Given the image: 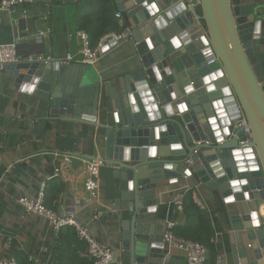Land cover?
Instances as JSON below:
<instances>
[{
	"label": "water",
	"instance_id": "water-1",
	"mask_svg": "<svg viewBox=\"0 0 264 264\" xmlns=\"http://www.w3.org/2000/svg\"><path fill=\"white\" fill-rule=\"evenodd\" d=\"M116 1L129 18L139 67L108 82L110 109L102 110V124L96 123L99 104L84 113L76 94L57 96L71 73L66 65L24 59L7 68H21L17 82L50 102L51 117L100 129L104 154L90 156L103 167L94 199L103 203L100 189L107 181L110 209L123 210V256L131 264L164 255V220L155 216L162 177L193 174L225 199L235 264H264V224L251 223L253 212L260 220L264 201V0H200L198 7H190L191 0ZM152 3L155 11L147 6ZM214 53L223 67L207 64ZM237 102L251 129L250 146L240 144ZM42 124L37 121L35 129ZM241 230L250 239L251 258L239 244Z\"/></svg>",
	"mask_w": 264,
	"mask_h": 264
},
{
	"label": "crops",
	"instance_id": "crops-1",
	"mask_svg": "<svg viewBox=\"0 0 264 264\" xmlns=\"http://www.w3.org/2000/svg\"><path fill=\"white\" fill-rule=\"evenodd\" d=\"M77 10L78 0L74 3L27 0L17 12L3 14L0 42L17 43L22 61L30 54L52 56L54 61L62 60L67 53L78 51ZM118 12L121 13L118 19L122 28H131L127 14L117 8L115 16ZM41 34L42 40L38 41L37 37ZM130 36L115 46L107 47L93 65L82 64L77 59L66 65L71 73L64 76L57 96L64 98L76 94L84 113H91L96 110L95 106L100 105L96 123L102 124V110L110 109L104 91L108 82L117 81L139 67V55ZM20 70L13 65L0 73V251L3 256L17 258L22 253L29 260L30 257L38 258L42 264H48L58 237L54 236L47 220L25 212L17 199L20 195H36L41 184L46 182L48 206L62 209L82 192L84 175L81 159L103 156L104 140L97 135L100 131L97 125L51 117L50 102L25 90V83L17 82ZM18 116L22 119L19 120ZM37 121L44 124L35 129ZM66 157L69 158L67 162L64 160ZM57 168H61L58 175L55 173ZM107 189L106 181L100 189V198L106 205L93 196L77 217L99 241L116 250L118 262L113 264H131L123 256V210L115 206L110 209L113 201L107 197ZM190 189L194 190L195 200L208 211L216 228L215 243L222 256L221 264H235V244L230 234L232 221L225 199L218 188L204 185L196 174L171 180L162 177L156 192L159 201L156 219L176 221V226L184 224V211H177L173 200L177 193ZM259 219H253L252 225L257 224L256 221L264 224L261 215ZM240 235L239 244L251 258L253 251L246 230H241ZM64 242L69 247L62 259L65 264H83L88 260L87 245L76 238L74 230L64 233ZM163 254L141 264H186V255L181 250L165 247Z\"/></svg>",
	"mask_w": 264,
	"mask_h": 264
},
{
	"label": "built area",
	"instance_id": "built-area-1",
	"mask_svg": "<svg viewBox=\"0 0 264 264\" xmlns=\"http://www.w3.org/2000/svg\"><path fill=\"white\" fill-rule=\"evenodd\" d=\"M27 0H0V26L3 22V14L5 12L15 13L19 7ZM200 0H191L190 7H198ZM117 18H121V13L116 14ZM197 24L202 26V22L196 17ZM205 31V29H204ZM132 33L130 27H126L119 32H109L104 34L96 46H92L90 35L87 31L79 29L77 30L78 38V51L76 53L69 52L62 60H56L60 65H68L72 61L76 60L82 64L93 65L98 60L104 50L109 46H115L120 42L126 40ZM38 41L42 40V34L37 37ZM28 61L38 62H55L52 56L45 57L43 55L34 56L28 55L26 58ZM21 60L18 52V45L15 42L2 43L0 42V73L6 70L7 66L13 63H17ZM209 66L217 68L223 67V64L219 56L214 53L207 59ZM107 109V108H106ZM238 119L236 121L237 127L242 128L240 144L242 146H250L253 137L251 129L241 108L237 102L235 107ZM19 120L22 117H17ZM58 154H56L57 156ZM66 162L68 157L64 159ZM83 164L84 181L82 192L79 197L69 200L62 209L55 210L50 208L46 204V182L41 184V187L36 195H20L17 199L18 204L27 213H33L40 217H43L50 224L54 236H58L63 228L72 227L77 237L80 240L85 241L87 245V256L93 260L94 264H113L118 262V255L116 250L110 245L99 241L77 217L78 212L87 206L88 202L92 201L95 195L94 191L99 187L98 179L102 163L100 160H89L86 158L81 159ZM55 173L58 175L61 173V168H57ZM83 193V194H82ZM185 192H179L175 195L173 205L177 211H183V201ZM259 215L264 218V201L259 206ZM176 221L164 220V239L163 242L166 248H176L181 250L186 255V264H208L209 249L203 243L185 237L179 236L175 233L174 228ZM1 233V231H0ZM30 260L35 264H42L38 258L30 257ZM222 256H217L215 264H221ZM0 264H18V260L13 256H3L0 251ZM50 264V263H48Z\"/></svg>",
	"mask_w": 264,
	"mask_h": 264
},
{
	"label": "trees",
	"instance_id": "trees-1",
	"mask_svg": "<svg viewBox=\"0 0 264 264\" xmlns=\"http://www.w3.org/2000/svg\"><path fill=\"white\" fill-rule=\"evenodd\" d=\"M116 11V0H78V10L75 19L76 24L79 29L89 33L92 46H96L104 34L112 31L119 32L124 29L120 25L119 19L115 16ZM183 211L186 220L184 224L175 226V233L187 239L199 241L207 246L209 249L208 261L211 262L210 264H215L217 256L219 255V248L215 243L216 228L208 211L202 208L195 200L193 189L185 192ZM67 230L74 229L72 227L63 228L57 236V243L53 247V255L50 260L51 264H65L62 259L65 258L69 249L64 242V233L67 232ZM74 233L79 241L85 242L77 237L75 230ZM17 260L18 264H33L30 262L28 256L22 253L18 255ZM83 264L94 263L93 260L88 257V260Z\"/></svg>",
	"mask_w": 264,
	"mask_h": 264
},
{
	"label": "clouds",
	"instance_id": "clouds-1",
	"mask_svg": "<svg viewBox=\"0 0 264 264\" xmlns=\"http://www.w3.org/2000/svg\"><path fill=\"white\" fill-rule=\"evenodd\" d=\"M151 10H153V11H155L156 9H157V5L155 4V3H152L151 5H147ZM177 46H179V41H177V40H174L173 41ZM189 91H191V88H189ZM225 92H227L228 90L227 89H225L224 90ZM181 107V110L183 111V110H185V106L184 105H181L180 106ZM169 111H171V108H169ZM213 123H215V121H213ZM176 145H174V147H175ZM156 148L155 147H153L152 148V155L154 156V155H156ZM238 155V154H237ZM233 183L234 184H240V183H243V181H233ZM253 217H254V220H255V212H253ZM257 223H259V221H256Z\"/></svg>",
	"mask_w": 264,
	"mask_h": 264
}]
</instances>
